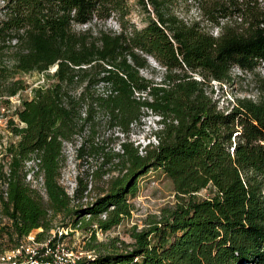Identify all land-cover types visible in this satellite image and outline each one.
<instances>
[{"label": "trees", "instance_id": "trees-1", "mask_svg": "<svg viewBox=\"0 0 264 264\" xmlns=\"http://www.w3.org/2000/svg\"><path fill=\"white\" fill-rule=\"evenodd\" d=\"M195 1L200 17L187 21L171 0H150L156 20L148 16L138 28L128 23L126 0H0V96L25 89L21 75L55 66L47 73L54 81L21 101L22 126L9 121L17 140L5 147L8 171L0 173L8 218L0 250L37 228L36 239L46 238L62 215L63 227L81 221L85 248L95 251L89 264H264V93L219 108L210 83L230 82L234 67L264 69V0ZM112 18L117 31L97 28ZM144 114L158 116L161 127L153 132L158 143L140 153L129 134ZM99 124L124 137L118 175L82 204L86 179L78 177L73 197L58 181L63 141L85 133L97 149ZM32 155L46 199L25 181ZM152 169L171 180L175 203L134 227L131 243L98 241L91 225L109 231L131 216L128 196ZM203 188L211 195L199 198Z\"/></svg>", "mask_w": 264, "mask_h": 264}, {"label": "rangeland", "instance_id": "rangeland-1", "mask_svg": "<svg viewBox=\"0 0 264 264\" xmlns=\"http://www.w3.org/2000/svg\"><path fill=\"white\" fill-rule=\"evenodd\" d=\"M126 2L129 9V14L127 15L129 24H134L141 28L145 25L148 16L156 20L150 0H126ZM169 8L183 20L189 21L200 17V10L195 0H171ZM98 27L110 28L115 31L119 29L115 18L107 20L105 26L97 25ZM213 33H216L215 30H213ZM150 62L156 66L152 59H150ZM53 67L55 66L50 68L52 69ZM50 68L46 73L31 72L21 75L25 83V89L17 92L18 96L16 98L10 99V96H0V173L2 170L5 171L7 169L5 147L17 140V136L12 134L9 128V121L12 120L15 124L22 126L16 114L21 101L31 96L33 87L43 83L50 84L54 81L48 75L53 72ZM142 73L147 76L150 75L144 70ZM154 76L156 75L154 74ZM262 78H264V69L262 67L256 68L254 72H245L234 67L230 82L226 84H219L217 81L210 82L214 89L212 96L218 101L219 108H230L237 98L246 97L257 100L263 97L262 92L264 93ZM96 127L98 133L93 140L98 146L97 149L89 139H85V133L73 136L71 141H67L63 145L65 163L60 169L58 181L65 191L69 192L73 186L72 184L76 182L77 185L78 177H82L91 182L90 194L92 197H96L104 190L109 178L118 175L117 166L120 158L116 154L122 151L121 144L124 141V137L116 129L110 132L107 127H103V124H99ZM158 128L156 115L144 114L140 123L132 125L129 134L130 140L134 144L147 143L148 139L150 140L154 136L151 131L154 132ZM82 145L83 152L78 153L77 149ZM30 165L32 166L33 163ZM1 180L3 179L0 176V185ZM196 194L199 198H204L211 195V190L210 188H203ZM175 201L176 196L171 180L166 177L161 169H152L138 179L135 195L128 196V202L132 204L131 216L124 218L119 225L109 231L103 232V234L99 232L96 239L108 242L111 238H114L117 244H120L119 242L131 243V232L134 227L137 230L144 228L155 215L160 214L163 207L171 206ZM61 218L62 215H57L53 218L52 227L45 236L51 235L53 231L61 227L63 222ZM40 231L41 228H37L31 232L36 236ZM75 233L72 232L69 235L63 233L65 235L64 241L70 245L75 243L85 247L88 235L80 229L78 230L79 235H75Z\"/></svg>", "mask_w": 264, "mask_h": 264}, {"label": "built area", "instance_id": "built-area-1", "mask_svg": "<svg viewBox=\"0 0 264 264\" xmlns=\"http://www.w3.org/2000/svg\"><path fill=\"white\" fill-rule=\"evenodd\" d=\"M53 67L51 70L54 71ZM102 93L106 92V90H100ZM18 96V94H15L13 96H10V99H14ZM84 114V112H83ZM157 120L159 119L158 116ZM136 124V123H134ZM161 125H159V128ZM151 133H153L151 131ZM154 134V133H153ZM79 135V134H76ZM122 135V134H121ZM75 136V135H74ZM69 140H64L63 145ZM133 142V141H132ZM134 143V142H133ZM158 140L156 135L148 141L147 143L140 144L136 143L135 146H138L139 152L141 153L149 144H157ZM64 147V146H63ZM33 163L31 166L30 164ZM39 158L36 155H32L30 159L26 161V175H25V181L29 185L30 188L36 189V191L46 199V188L44 185V179L43 174L38 168ZM7 169L5 170V173H7ZM92 176V175H91ZM75 179V176H74ZM73 186L70 188V191H66V193L70 196H74V190L76 187L75 184H72ZM0 189L2 191V195L6 197V183L4 180H1ZM34 189V190H35ZM65 190V189H64ZM91 190V182L87 181V189L84 191L80 202L82 204H87L94 200L95 197H92L90 194ZM85 219L89 218V214H85ZM106 216V213L103 212L100 214V218L104 219ZM7 216H5L1 209H0V225H3L7 222ZM81 224V221L78 220V222L73 227H58L55 231L52 232L51 235L47 236L46 238L42 240H37L36 236L32 234V232L28 233L25 237H23L19 244H17L14 247L10 248H4L3 250H0V264H79V262H83V264H89V260H91L94 255L95 251L86 249L84 246H81L80 244H68L64 241L65 233L66 235L71 234L72 232H76L75 235H79L78 230L79 226ZM92 228H94L95 236H97L100 232V234H103V232L100 228H98L96 223H93L91 225ZM57 232V233H56ZM71 232V233H70ZM58 235H63L62 238L54 240L53 237Z\"/></svg>", "mask_w": 264, "mask_h": 264}]
</instances>
